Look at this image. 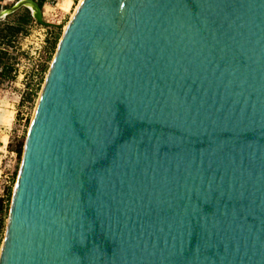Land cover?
<instances>
[{
	"label": "water",
	"instance_id": "95a60500",
	"mask_svg": "<svg viewBox=\"0 0 264 264\" xmlns=\"http://www.w3.org/2000/svg\"><path fill=\"white\" fill-rule=\"evenodd\" d=\"M0 264H264V0H80Z\"/></svg>",
	"mask_w": 264,
	"mask_h": 264
},
{
	"label": "rangeland",
	"instance_id": "374dc122",
	"mask_svg": "<svg viewBox=\"0 0 264 264\" xmlns=\"http://www.w3.org/2000/svg\"><path fill=\"white\" fill-rule=\"evenodd\" d=\"M65 1L67 0H63ZM68 1L69 7L55 9V17L43 15L44 21L52 23L49 26L39 24L30 17L31 21L23 24L22 30L14 34L12 28L23 16L29 15L24 7L0 18V103H10V109L13 110L12 124L7 132L8 144L5 148H0V218L3 222L0 244L8 206L5 192L12 190L20 163L21 155L14 150L25 138L37 94L56 44L72 10L79 2ZM0 2V10H3L12 6L15 0ZM44 6L51 7L43 3L41 8Z\"/></svg>",
	"mask_w": 264,
	"mask_h": 264
},
{
	"label": "crops",
	"instance_id": "0c3cea01",
	"mask_svg": "<svg viewBox=\"0 0 264 264\" xmlns=\"http://www.w3.org/2000/svg\"><path fill=\"white\" fill-rule=\"evenodd\" d=\"M1 3L2 2H0V5H1ZM0 102H1V99H0ZM5 103H6V101H5ZM5 103H2V104L0 103V148L1 149L5 148L6 145L8 144L9 136H8L7 132L9 130V128L12 124V120H13V115H12L13 110L10 109V103H8V102L6 104ZM9 113H11V117L8 120ZM3 140L5 141V143Z\"/></svg>",
	"mask_w": 264,
	"mask_h": 264
},
{
	"label": "trees",
	"instance_id": "16d2710c",
	"mask_svg": "<svg viewBox=\"0 0 264 264\" xmlns=\"http://www.w3.org/2000/svg\"><path fill=\"white\" fill-rule=\"evenodd\" d=\"M37 3L40 7H42L43 5V0H37ZM28 21H31V18L28 14H26L25 16H23L20 21H18V23L12 28L13 33L16 34L18 32H20L22 30L23 24H26ZM22 145L23 142L17 145V148H15L14 152H18V154L21 155L22 152ZM6 198L8 200V204H9V199H10V195H11V191H9V189L5 192ZM8 209V206H7ZM7 213V212H6ZM2 220L0 218V230L2 229Z\"/></svg>",
	"mask_w": 264,
	"mask_h": 264
},
{
	"label": "bare ground",
	"instance_id": "6f19581e",
	"mask_svg": "<svg viewBox=\"0 0 264 264\" xmlns=\"http://www.w3.org/2000/svg\"><path fill=\"white\" fill-rule=\"evenodd\" d=\"M15 2H16V0H15ZM60 2H63V0H58V2L56 3V5L55 6H53V7H43V8H41V12H42V16L43 15H48L49 17H55L57 14H56V10L55 9H60L61 10V8L63 9V8H66L67 6L69 7V5H70V2L67 0V1H65V2H63L62 4H60ZM79 2H80V0H79ZM78 2V3H79ZM59 4H60V6H59ZM78 5V4H77ZM77 5H76V7H77ZM26 9H30V10H32V8H31V5L30 4H26V6H24ZM61 7V8H60ZM76 7H74V10L76 9ZM74 10H72L73 12H74ZM63 11V10H62ZM4 13V12H3ZM72 14L73 13H71V16H72ZM66 26V25H65ZM64 26V27H65ZM10 117H11V113H9V117H8V120L10 119ZM6 120V119H5ZM4 139V138H3ZM4 141V140H3ZM4 143H5V141H4Z\"/></svg>",
	"mask_w": 264,
	"mask_h": 264
},
{
	"label": "built area",
	"instance_id": "2783aa9c",
	"mask_svg": "<svg viewBox=\"0 0 264 264\" xmlns=\"http://www.w3.org/2000/svg\"><path fill=\"white\" fill-rule=\"evenodd\" d=\"M43 2L45 3V4H47L48 6H55L56 5V3L58 2V0H43Z\"/></svg>",
	"mask_w": 264,
	"mask_h": 264
}]
</instances>
